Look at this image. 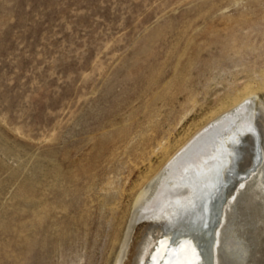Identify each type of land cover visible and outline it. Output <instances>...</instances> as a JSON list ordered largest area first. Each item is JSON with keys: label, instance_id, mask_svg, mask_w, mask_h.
Instances as JSON below:
<instances>
[{"label": "rangeland", "instance_id": "374dc122", "mask_svg": "<svg viewBox=\"0 0 264 264\" xmlns=\"http://www.w3.org/2000/svg\"><path fill=\"white\" fill-rule=\"evenodd\" d=\"M250 94L225 264H264V0H0V264H116L147 181Z\"/></svg>", "mask_w": 264, "mask_h": 264}, {"label": "bare ground", "instance_id": "6f19581e", "mask_svg": "<svg viewBox=\"0 0 264 264\" xmlns=\"http://www.w3.org/2000/svg\"><path fill=\"white\" fill-rule=\"evenodd\" d=\"M254 97L250 94L236 101L210 125L199 130L147 181L137 196L129 233L116 264H123L133 231L143 221L163 225V233L162 230V234L157 231L159 236L155 233L158 237L143 264H161L164 255L167 258L163 264H181L169 258L180 253L182 258H190L187 264H225L219 229L226 212L225 189L231 175L244 176L241 172L247 165L241 167L235 162L236 145L241 135L256 134L253 126L258 117ZM257 144L258 139L254 138L252 158L256 166L261 163ZM155 230L152 226L149 235ZM178 238H181L179 244ZM199 260L202 262L198 263Z\"/></svg>", "mask_w": 264, "mask_h": 264}, {"label": "water", "instance_id": "95a60500", "mask_svg": "<svg viewBox=\"0 0 264 264\" xmlns=\"http://www.w3.org/2000/svg\"><path fill=\"white\" fill-rule=\"evenodd\" d=\"M186 239H188V237H187ZM171 240H173V239L171 238ZM176 243H177V244L181 243V238H178ZM166 258H167V255H166V256L164 255V259H161V260H160V263L163 264ZM199 262L201 263L202 260H199L198 263H199Z\"/></svg>", "mask_w": 264, "mask_h": 264}]
</instances>
